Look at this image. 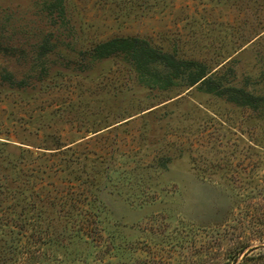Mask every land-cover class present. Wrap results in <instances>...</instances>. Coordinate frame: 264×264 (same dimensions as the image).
I'll return each instance as SVG.
<instances>
[{
	"label": "rangeland",
	"instance_id": "rangeland-1",
	"mask_svg": "<svg viewBox=\"0 0 264 264\" xmlns=\"http://www.w3.org/2000/svg\"><path fill=\"white\" fill-rule=\"evenodd\" d=\"M0 264H264V0H0Z\"/></svg>",
	"mask_w": 264,
	"mask_h": 264
},
{
	"label": "trees",
	"instance_id": "trees-1",
	"mask_svg": "<svg viewBox=\"0 0 264 264\" xmlns=\"http://www.w3.org/2000/svg\"><path fill=\"white\" fill-rule=\"evenodd\" d=\"M93 58L102 59L108 58L115 54H129L135 57V70L139 75V80L143 85L152 86L160 81H164L166 85H173L176 80L180 79V66H187L188 62L179 61L167 53H161L147 42L135 38H115L97 45L93 49ZM137 58V60H136ZM137 61V62H136ZM155 64L157 67H173L175 74L170 76H161L159 73H152L150 67ZM148 74L154 81L146 80L145 75ZM204 76L203 72H198L190 75L189 83L191 85L197 83ZM164 87V86H159Z\"/></svg>",
	"mask_w": 264,
	"mask_h": 264
}]
</instances>
